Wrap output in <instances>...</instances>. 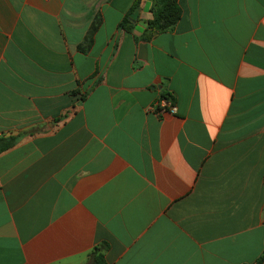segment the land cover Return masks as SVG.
Listing matches in <instances>:
<instances>
[{"label": "crops", "instance_id": "1", "mask_svg": "<svg viewBox=\"0 0 264 264\" xmlns=\"http://www.w3.org/2000/svg\"><path fill=\"white\" fill-rule=\"evenodd\" d=\"M134 2L0 0V133L17 134L0 151V264L262 250L264 0H177L147 36L150 1ZM162 94L173 112L150 108Z\"/></svg>", "mask_w": 264, "mask_h": 264}, {"label": "trees", "instance_id": "2", "mask_svg": "<svg viewBox=\"0 0 264 264\" xmlns=\"http://www.w3.org/2000/svg\"><path fill=\"white\" fill-rule=\"evenodd\" d=\"M135 4H138L139 0H134ZM150 1V16L146 18V28L147 33L144 36L151 34L156 31H163L173 27L175 21L179 17L180 7L177 3V0H149ZM99 22V16H95L87 30L85 35V42L83 45H79L78 48L80 50H86L90 45L92 40V34ZM117 26L130 30L131 29V21L127 15L123 16L118 22ZM161 96L168 97L166 94H162ZM17 135V134H16ZM16 135H4L0 133V151L8 146H10L16 137ZM93 262L95 264H104L102 262L101 254L96 253L94 250L91 253ZM264 258V245L259 255L254 259L252 264H260L261 260Z\"/></svg>", "mask_w": 264, "mask_h": 264}, {"label": "built area", "instance_id": "3", "mask_svg": "<svg viewBox=\"0 0 264 264\" xmlns=\"http://www.w3.org/2000/svg\"><path fill=\"white\" fill-rule=\"evenodd\" d=\"M150 108L156 112H173L174 105L165 96H160L155 99L151 104Z\"/></svg>", "mask_w": 264, "mask_h": 264}, {"label": "water", "instance_id": "4", "mask_svg": "<svg viewBox=\"0 0 264 264\" xmlns=\"http://www.w3.org/2000/svg\"><path fill=\"white\" fill-rule=\"evenodd\" d=\"M15 131H5L4 132V135H10V134H12V133H14Z\"/></svg>", "mask_w": 264, "mask_h": 264}]
</instances>
